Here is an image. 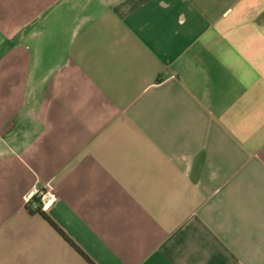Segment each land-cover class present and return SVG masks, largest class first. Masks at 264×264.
Masks as SVG:
<instances>
[{
	"label": "crops",
	"instance_id": "crops-1",
	"mask_svg": "<svg viewBox=\"0 0 264 264\" xmlns=\"http://www.w3.org/2000/svg\"><path fill=\"white\" fill-rule=\"evenodd\" d=\"M3 1L0 264H264V0Z\"/></svg>",
	"mask_w": 264,
	"mask_h": 264
},
{
	"label": "built area",
	"instance_id": "built-area-1",
	"mask_svg": "<svg viewBox=\"0 0 264 264\" xmlns=\"http://www.w3.org/2000/svg\"><path fill=\"white\" fill-rule=\"evenodd\" d=\"M37 200L38 203L34 201ZM55 201L53 188L50 184L44 185L42 188L33 187L32 190L24 196V203L31 205L32 208L40 206L41 210H47Z\"/></svg>",
	"mask_w": 264,
	"mask_h": 264
},
{
	"label": "trees",
	"instance_id": "trees-1",
	"mask_svg": "<svg viewBox=\"0 0 264 264\" xmlns=\"http://www.w3.org/2000/svg\"><path fill=\"white\" fill-rule=\"evenodd\" d=\"M35 203H38L37 200L34 201ZM39 204V203H38ZM27 208L30 212H37L40 213L42 215V217L44 219H46L49 224L64 238V240H66V242H68L70 245H72V247L89 263V264H93L64 234L61 230H59L55 224H53L48 217L42 212L41 208L39 205L36 206V208L31 207V205H27Z\"/></svg>",
	"mask_w": 264,
	"mask_h": 264
},
{
	"label": "rangeland",
	"instance_id": "rangeland-1",
	"mask_svg": "<svg viewBox=\"0 0 264 264\" xmlns=\"http://www.w3.org/2000/svg\"><path fill=\"white\" fill-rule=\"evenodd\" d=\"M3 0H0V4L2 3ZM9 1H12V0H9ZM4 2V1H3ZM7 2V1H6Z\"/></svg>",
	"mask_w": 264,
	"mask_h": 264
}]
</instances>
